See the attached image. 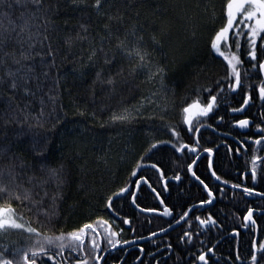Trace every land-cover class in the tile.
<instances>
[{
  "label": "snow or ice",
  "instance_id": "obj_1",
  "mask_svg": "<svg viewBox=\"0 0 264 264\" xmlns=\"http://www.w3.org/2000/svg\"><path fill=\"white\" fill-rule=\"evenodd\" d=\"M62 4L76 9H91L97 16H107L109 22L113 20L122 21V16L117 17L105 11L107 7H111L112 0H0V89L6 87L8 96L4 101V107L0 108V118L3 119V125L8 126L15 124L18 131L14 134L16 137H26L29 151L32 153L31 163H26L23 159L17 165L19 154L12 150V142L6 145H0V160L7 157V163L0 165V197L4 199L0 203V236L5 239L9 232L18 230L23 235L22 241H11L8 244H0V264H38L43 258H47L45 264H100L102 251H107L108 247L116 249L118 246L129 245L136 242V239L144 240L146 237L138 236L133 240L121 239L120 234L124 229L117 226L114 229L109 219L103 216L96 217L95 220L82 224L81 226L60 233L41 232L36 227L31 226L23 221V216L18 215L13 199L21 201L20 189L23 188V200H29L31 189L24 188L19 183L21 175L27 169L46 170L47 173L54 178L58 185L62 184L65 165L63 162H54L50 156V145L54 142L53 135L59 128H63L64 121L59 114L53 117V113L57 112V100L59 96L60 78L57 74L53 77V69L56 65V52L52 47L49 32L54 27V16L60 11ZM213 11L215 6L213 5ZM83 14V13H82ZM220 18L223 21L218 29L214 30L211 37L210 48L219 57L226 62V75L224 82H217V93L213 94L212 88L203 89L208 93L206 102H202L199 97L187 103L180 110L181 123L187 126V131L197 134L194 144L184 143L180 141L181 133L177 131V127L165 124L155 129L159 133H170L173 139L152 138L145 153L137 162L136 168L132 175L136 176L137 172L144 167H150L156 170L158 181L163 182V190L169 191L168 177L159 163H142L145 158H150L153 150L160 146L168 145L177 153L197 154L200 145L201 128L206 127L212 129L215 133L217 128L225 123V116L218 115L219 109V93L226 90L232 94L240 92L242 94V103L238 108L229 107L230 113H242L246 110V106H250L256 99L264 102V0H224L221 4ZM80 32L77 33V39L88 40L90 34L88 25L81 23L79 25ZM106 35L100 37L99 47L93 46L88 56L89 65L94 66L96 57L102 55L103 63L111 65L115 60V53L112 47L105 48L104 44L109 45L115 40V51L129 59L135 61L132 65V71L145 70L147 79L161 82L163 88V74L165 69L154 64L151 59V51L147 47L143 34H138L135 29L125 30L123 35L120 34V28L113 29L110 23L104 25ZM195 35V33H193ZM94 39V38H93ZM153 43H159L155 34L151 37ZM70 43V41H69ZM84 73L82 72L81 75ZM51 81V83H48ZM99 83L102 87L114 90L117 80L115 76H103V70L95 72L92 89L95 95V86ZM47 85L48 91L43 92ZM55 89V91H54ZM43 92V95L38 93ZM255 93V95H254ZM22 98L32 97L39 100L40 107L35 111L31 107V101H26L23 105L16 102V97ZM45 97L47 99H45ZM151 97H157V92L153 91ZM167 101V94L161 97ZM0 99H3V92H0ZM148 104H155L159 109L161 105L154 99L148 98ZM47 103L52 104V108L47 113L45 106ZM63 107L62 105L60 106ZM259 112V122L249 119L245 116L242 119H235L231 123L238 126L239 129H249L255 127V133L247 136L245 139L236 138L238 147L234 150L231 145H227L229 153L233 151L239 155L244 152L248 157L246 160V169L241 175L247 179L249 176L253 185L256 184L258 176L264 181V155L258 153L264 152V104L261 105ZM166 111V109H162ZM80 115L84 112L79 110ZM136 109L124 108L120 113L113 112L106 123L131 122L136 119L133 115ZM95 116V113L92 114ZM216 119V126L212 123L202 124L201 118L205 121ZM150 119L152 117H149ZM54 119V122L49 123ZM164 120V116H160ZM194 121L197 126H194ZM101 128L105 124L100 125ZM82 131L80 128L69 130L67 135H76ZM221 135L230 136L231 133H221ZM0 136L7 138V133L0 132ZM61 139L66 138V133L60 132ZM227 144V142L225 141ZM218 147V146H217ZM249 150L251 152L248 155ZM203 152L208 154V168L213 169L212 147L203 148ZM105 165L109 163L106 154L99 157ZM197 160L193 159L187 164V172L191 174L207 191L208 199L200 200V206L210 205L213 203L214 192L196 171L193 165ZM211 176L216 181L221 182L219 189L221 195L224 194V187L228 186L232 189H240L246 197H257L264 201V190H258L257 187L246 186L243 183H231L229 180L222 179L217 175L215 170L211 171ZM33 177H29L31 181ZM170 179L181 183L182 175L180 171H176ZM146 185L150 191L160 198V192L154 186L155 182L144 175L135 181L139 190L141 184ZM182 191V189H181ZM127 194V195H126ZM47 195V193H45ZM235 195V193H233ZM131 197V204L142 213H159L163 217H170L167 221V227H160L158 231L149 230L148 238L156 237L163 234L165 237L164 251L171 254L174 251V245L168 240L169 230L177 227L182 228V234H177V247H183L185 250L199 248L195 254L189 252L192 257V264H210L209 256H215V249L219 243L209 246L205 243V233L211 228H223V224L209 213L207 217L200 215H191L196 208L195 205L188 206L187 210L179 214L178 218L173 214V208L165 204L164 199L160 198L159 203L164 205L162 212L158 208L142 207L137 202V192L131 191L129 187H119L116 191H112L105 199L104 207L116 217L120 218L124 225H129L131 231L136 233L137 228L133 227L132 219L127 215H121V212L114 207L115 200L126 199ZM259 212L264 215V205L252 207L246 206L245 214L242 219L245 222L244 227H255L257 220L254 218L255 213ZM154 218H159L154 217ZM152 221L149 220L150 224ZM118 229V230H117ZM26 233V235H25ZM232 233L239 235L237 229L233 228ZM102 243L108 247L102 248ZM153 244L156 241L152 240ZM210 243V241H209ZM239 245V242H238ZM141 253L144 252L143 246H138ZM160 245H157L159 249ZM155 259L154 253H149ZM59 257V259H57ZM179 259V254L177 253ZM137 260L144 264L140 256ZM235 260L239 264H264V240L257 241L252 239L248 249L246 261L237 250ZM156 264H167V261L157 260ZM212 264H220L219 258L214 260ZM225 264H228L226 261Z\"/></svg>",
  "mask_w": 264,
  "mask_h": 264
},
{
  "label": "trees",
  "instance_id": "obj_2",
  "mask_svg": "<svg viewBox=\"0 0 264 264\" xmlns=\"http://www.w3.org/2000/svg\"><path fill=\"white\" fill-rule=\"evenodd\" d=\"M223 2L224 0H112L111 7H107L105 11L117 17L122 16L123 19L119 22H109L107 16H97L90 8L76 9L62 4L60 11L54 16V27L49 36L56 52L53 77L58 74L60 78L57 112L52 115L54 117L59 114L64 125L63 128L58 126V130L52 134L54 142L50 145L49 156L54 162H63L65 165L64 182L58 185L46 170L27 169L21 175L19 183L24 188L31 189V196L29 200H23L24 192L21 188V201H12L17 214L23 216L22 222L41 232L58 234L91 222L98 216L108 219V210L104 207L107 195L119 187H125L135 177L132 173L152 138L173 139L170 133H159L155 129L170 124L176 126L177 131L184 136L186 127L181 123L182 107L197 97L206 102L208 93L203 89L210 87L213 94H216L217 82H224L226 62L210 48L214 30L223 22L220 18ZM81 23L88 25V40L77 39ZM106 23H110L113 29L119 27L121 35L125 30L133 29L138 34H143L153 63L165 69L163 88L159 79L149 81L145 70L132 71V65L136 62L115 51L114 39L110 45L107 42L104 44L106 49L112 47L115 53V60L111 65L104 64L102 55L98 54L94 66L84 67L88 65L91 48L99 47L100 37L106 35ZM154 34L159 43L151 40ZM99 70H103L105 78L115 76L117 83L114 90L97 83L93 96L92 84L95 72ZM47 91L46 85L43 92ZM153 91L157 92V97H151ZM0 92H3V99H0L2 108L8 92L6 87L0 89ZM43 92L38 93V96L43 95ZM164 93L167 94V101L161 98ZM148 98L156 100L161 108L151 104L131 122L106 123L113 112L120 113L124 108L135 109L147 103ZM29 100L32 102V109L38 111V99L22 98L19 95L16 97V102L21 105ZM51 108L52 104L47 103L46 118ZM78 109L84 115H80ZM161 115L164 120L160 119ZM53 122L54 119L48 126ZM101 124H105V127L101 128ZM73 128H80L82 131L76 135H67ZM5 131L7 138L0 136V145L11 141L12 150L20 157L16 161L17 165L21 159L31 163L32 153L29 151L27 138L16 137L14 134L18 131L17 126H4L3 119L0 118V132ZM61 131L66 133V138L61 139ZM167 146L153 150L150 158L146 157L142 163L156 162L161 166L168 163ZM105 154L109 161L107 165L99 159ZM6 163L7 157L0 160V165ZM29 177L33 179L29 181ZM3 202L4 199L0 197V203ZM260 229L261 237L264 238V217L260 219ZM22 240L23 235L18 230L9 232L6 239L0 236V244Z\"/></svg>",
  "mask_w": 264,
  "mask_h": 264
},
{
  "label": "flooded vegetation",
  "instance_id": "obj_3",
  "mask_svg": "<svg viewBox=\"0 0 264 264\" xmlns=\"http://www.w3.org/2000/svg\"><path fill=\"white\" fill-rule=\"evenodd\" d=\"M255 95V93H254ZM219 109L218 115L225 116V123L220 125L214 133L212 129L206 127L201 128L200 145L197 154L192 153H177L170 146H167L169 150L168 163H164L161 167L165 172L168 179L169 191L163 190V182L158 181V173L156 170L150 167L141 168L135 177L129 180V183L125 187H129L131 191L137 192V202L142 207H152L161 210L164 205L159 203V199L162 198L165 204L173 208V214L178 218L179 214L187 210L188 206L195 205L196 208L191 215H200L201 217H207L211 213L214 218L223 224V228H211L210 231L205 233V243L215 244L219 241L216 249L215 256H209L210 264L217 258L220 260V264H239L235 260L237 250H239L242 257H247L248 249L252 239L257 241L264 240L261 237L260 219L264 217L259 212L255 213L254 218L257 220L255 227L249 226L244 227V221L242 219L246 211V206L251 205L257 207L258 205H264V201L257 197H246L240 189H232L230 185L223 186L224 194L221 195L219 189L222 186L220 181H216L211 176V171L215 170L217 175H220L222 179L229 180L231 183H243L246 186H255L258 190H264V181L258 176L256 184L253 185L250 176L245 179L241 173L246 169L247 156L244 152L237 155L234 151L228 152L227 145H231L233 150L238 147L236 138L245 139L247 136H251L255 133V127L252 126L249 129H239L238 126H234L231 122L235 119H242L247 116L251 120L259 122V112L262 110L261 105L264 102L256 99L250 106H246V110L242 113H230L227 111L229 107L238 108L242 103V94L237 92L232 94L227 90L219 93ZM202 124L212 123L216 126V119L213 117L211 120L205 121L201 118ZM194 126H197L194 121ZM186 129L187 126L185 125ZM231 133L230 136L221 135V133ZM196 133L193 131L189 133L187 130L184 131V136L181 135L180 141L184 143L194 144ZM227 142V144L225 143ZM218 146V147H217ZM212 147L214 152L212 154L213 169L208 168V154L203 152V148ZM251 152L249 150L248 155ZM264 155V152L258 153ZM193 159H196V164L193 165V170L196 171L197 175L201 177L209 185L214 192L213 203L210 205H199V201L208 199L207 191L203 188L190 173L187 172V164L191 163ZM156 163V162H154ZM223 164V165H222ZM180 171L182 175V182L172 181L170 177L176 172ZM141 175H144L150 179L151 182H155L154 186L160 192V198H157L150 189L143 183L140 185L139 190L135 184V181L139 179ZM182 189V191H181ZM235 193V195H233ZM127 195V194H126ZM114 207L117 208L121 215L129 216L133 221V227L137 228L136 233H133L129 225H124L120 218L116 217L114 213L108 211L107 216L110 223L113 224L114 229L123 228V233L120 234L121 239L133 240L138 236H144L146 239H136L135 243L129 245L118 246L116 249H111L102 243V248L108 247L107 251L100 253L101 261L100 264H141L137 257L140 256L144 264H156L157 260L167 261V264H192V257L189 252L195 254L197 248L185 250L183 247H177V234H182V228L177 227L174 230H169L168 240L174 245V251L168 254L164 251L165 248V237L163 234H158L156 237L148 238L149 230L158 231L160 227H167V221L170 217H163L159 213H142L137 210L131 204V197L128 196L126 199L115 200ZM159 218H154V217ZM152 222L149 224L148 221ZM235 228L239 232L238 236L232 233V229ZM118 230V229H117ZM156 241V244L152 243V240ZM210 241V243H209ZM239 242V245H238ZM143 246L144 252L139 251L138 246ZM157 245H160L159 249ZM149 253L155 254V259L149 255ZM179 254V259L177 258ZM59 259V257H57ZM47 258H43L39 261V264H45ZM50 264V262H48Z\"/></svg>",
  "mask_w": 264,
  "mask_h": 264
},
{
  "label": "rangeland",
  "instance_id": "obj_4",
  "mask_svg": "<svg viewBox=\"0 0 264 264\" xmlns=\"http://www.w3.org/2000/svg\"><path fill=\"white\" fill-rule=\"evenodd\" d=\"M148 108V107H150V104H148V103H145V104H142V105H140V106H138L137 108H135L136 110H138V111H134L133 112V115H139L141 112H142V110L144 109V108Z\"/></svg>",
  "mask_w": 264,
  "mask_h": 264
}]
</instances>
